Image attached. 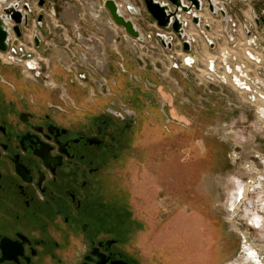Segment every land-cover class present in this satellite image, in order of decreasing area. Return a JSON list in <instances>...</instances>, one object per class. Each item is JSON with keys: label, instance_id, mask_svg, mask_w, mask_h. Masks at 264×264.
I'll use <instances>...</instances> for the list:
<instances>
[{"label": "rangeland", "instance_id": "374dc122", "mask_svg": "<svg viewBox=\"0 0 264 264\" xmlns=\"http://www.w3.org/2000/svg\"><path fill=\"white\" fill-rule=\"evenodd\" d=\"M104 2L46 0L40 8L36 0H0V15L13 3L31 9L22 38L12 33L9 49L18 52L17 60L10 52L0 54V76L12 84L2 72L13 69L22 82L43 91L44 101L53 99L51 105L75 94L90 99L79 105L83 109L104 110L111 101L136 109V125L123 135L106 168V200L122 205L130 217L129 244L141 264H264V226L252 228L247 220L258 215L264 223L258 201L262 190L255 188L264 184V120L242 94L201 81L198 70L212 54L200 34L207 33L203 26L194 27L185 16V30L196 42L189 53L195 65L188 68L174 34L171 51L156 39L166 31L158 28L143 0H119L118 5L142 36L151 38L145 43L116 26ZM128 5L139 15H131ZM225 6L231 16L226 28L203 16L212 27L209 38L225 44L223 31L240 32L251 24L256 44L263 45L253 17L264 11V0H230ZM38 14L44 16L43 28L36 25ZM78 35L114 42L104 45L107 71L105 64L88 60L90 52L78 43ZM34 36L40 39L38 48ZM238 42L247 45L244 34ZM87 80L99 89L93 97L75 87ZM196 224L206 234L220 230L217 253L211 256L195 237ZM174 228L176 237H171L167 231Z\"/></svg>", "mask_w": 264, "mask_h": 264}, {"label": "flooded vegetation", "instance_id": "af4514ba", "mask_svg": "<svg viewBox=\"0 0 264 264\" xmlns=\"http://www.w3.org/2000/svg\"><path fill=\"white\" fill-rule=\"evenodd\" d=\"M229 1L198 0L199 9H192L198 25L191 14L179 16L207 33L206 15L226 28ZM40 15L36 25L43 28ZM253 22L264 35V11ZM253 29L245 28L248 37ZM2 73L12 84L0 76V264H141L129 244L130 217L106 200V168L136 125V109L111 101L104 110H66L49 104L48 95L44 101L43 91L13 69ZM261 189L264 213V184ZM247 220L252 228L264 226L258 215Z\"/></svg>", "mask_w": 264, "mask_h": 264}, {"label": "built area", "instance_id": "2783aa9c", "mask_svg": "<svg viewBox=\"0 0 264 264\" xmlns=\"http://www.w3.org/2000/svg\"><path fill=\"white\" fill-rule=\"evenodd\" d=\"M161 4L168 3L166 1ZM179 18L183 28H185L186 23L181 20L180 16ZM245 28L240 32L236 29H232L229 32L223 31L227 39L225 44H220L214 39L207 38L208 33L201 32L200 34H202L205 40V45L209 47L212 54L202 66V69L198 71L201 81L205 84L230 87L235 92L242 94L245 103L253 108L254 112L264 120V44L257 45L255 42L256 37H248ZM171 33L172 32L166 31L164 35L167 40L172 38L173 43L174 38L172 36L173 33ZM241 33L245 35L247 45L239 44L238 38L241 37ZM249 39H253L254 41L249 44ZM177 40L179 45H182V42L187 40L191 46L190 52H192L196 43L192 37L187 35L186 31L183 40ZM239 51L242 52V57H240L241 53H239ZM190 52H184V55L190 58ZM15 60H17V58ZM183 63L188 68H192L195 65L193 58H190L188 61L187 58H185ZM81 78L83 79L84 76ZM261 187V183H259L255 188L260 189ZM261 221L263 222L262 218Z\"/></svg>", "mask_w": 264, "mask_h": 264}, {"label": "water", "instance_id": "95a60500", "mask_svg": "<svg viewBox=\"0 0 264 264\" xmlns=\"http://www.w3.org/2000/svg\"><path fill=\"white\" fill-rule=\"evenodd\" d=\"M190 5L182 4L181 0H167L168 4H161L155 0H143L145 9L155 21L159 29L166 31L171 30L172 33L179 40H183L185 36V31L179 18V14H191L192 22L194 25H198L199 19L192 9H199L198 0H187ZM38 7L44 8L46 6V0H36ZM119 0H105L104 8L107 10L112 22L119 28L123 29L125 34L133 40H137L140 43H145L146 41H151L148 37L147 40L142 36L140 31L136 28L133 21L126 18L120 11L118 5ZM129 13L133 16H138L139 12L132 6H127ZM29 13L31 9L28 5H23L20 9L18 3H13L3 8L2 15H0V53L7 54L11 53L12 56L17 55V51L14 49H9V44L12 39V33L16 38H22V27L27 28L29 26ZM42 15L39 16L37 23L39 27H42L41 23ZM156 39L161 44V46L171 51L173 48L172 38L167 40L164 34H156ZM79 43L90 53L95 55L99 61L102 60V45L97 40H87L82 36L78 37ZM33 43L36 48L40 46V39L37 36L33 37ZM182 50L185 53L190 52V43L185 40L182 42ZM87 58L90 54L86 55Z\"/></svg>", "mask_w": 264, "mask_h": 264}, {"label": "crops", "instance_id": "0c3cea01", "mask_svg": "<svg viewBox=\"0 0 264 264\" xmlns=\"http://www.w3.org/2000/svg\"><path fill=\"white\" fill-rule=\"evenodd\" d=\"M53 13H54V16L56 15L55 11L53 10ZM134 23V22H133ZM135 25V24H134ZM141 33V32H140ZM87 40H90V39H93V40H97L100 45H102V63L101 61L97 60V57H95V55H91L90 53H86L87 54H90V57L88 58V60L92 63H94L95 61L97 62V64H99L100 62V65L103 67V65L105 64V71H107V66L108 64L106 65L105 61H106V58H105V46L104 45H115L114 42L113 43H110V44H106L102 41H100L98 38H95V37H88L86 38ZM78 40V39H77ZM79 43V41H78ZM80 44V43H79ZM81 45V44H80ZM79 84L76 83L75 87L76 89H78L79 91H82V92H85L86 95H88V97H93V95H95V91L96 90H99L98 87L96 89V86H91L90 84V80H87L86 82H78ZM103 96H107L105 94H103ZM58 98V97H57ZM88 103L90 102V99L89 98H86V99H81L80 97H78L77 95L73 94L72 96L68 95V98L67 100H64L62 99V97L60 99H57L56 103L54 105H57L58 107H64L66 108V110H70V109H74V110H77L83 106H79L81 103ZM50 104V103H49ZM77 105V106H76ZM174 231H175V228L173 230L170 231V229L167 231V234L171 237H176L175 234H174ZM194 235L195 237H197L198 239L202 240L206 245L205 247L208 248L207 251H210V255L212 256V254L214 253H217L218 250H219V247H218V236H219V232L220 230H211V232L209 234H206L204 233L205 231V228H200L198 229V225L196 224L194 226ZM183 236V235H182ZM180 238V236H178ZM182 238V237H181ZM184 238V237H183ZM186 239V238H185ZM214 252V253H213Z\"/></svg>", "mask_w": 264, "mask_h": 264}, {"label": "bare ground", "instance_id": "6f19581e", "mask_svg": "<svg viewBox=\"0 0 264 264\" xmlns=\"http://www.w3.org/2000/svg\"><path fill=\"white\" fill-rule=\"evenodd\" d=\"M187 35L190 36L189 33H187ZM208 37H209V36H208V34H207V38H208ZM253 41H254L253 39H249V40H248L249 44L252 43ZM184 57L187 58V61L190 60V58L187 57V55H184Z\"/></svg>", "mask_w": 264, "mask_h": 264}]
</instances>
